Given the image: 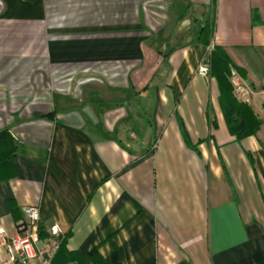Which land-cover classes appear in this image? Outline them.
Returning <instances> with one entry per match:
<instances>
[{
  "label": "crops",
  "instance_id": "0c3cea01",
  "mask_svg": "<svg viewBox=\"0 0 264 264\" xmlns=\"http://www.w3.org/2000/svg\"><path fill=\"white\" fill-rule=\"evenodd\" d=\"M208 19L255 136L197 74ZM263 130L264 0H0V224L37 207L50 264H264Z\"/></svg>",
  "mask_w": 264,
  "mask_h": 264
},
{
  "label": "built area",
  "instance_id": "2783aa9c",
  "mask_svg": "<svg viewBox=\"0 0 264 264\" xmlns=\"http://www.w3.org/2000/svg\"><path fill=\"white\" fill-rule=\"evenodd\" d=\"M208 62L206 55L198 65V75L208 76ZM230 83L234 99L244 102L247 89L234 70L230 72ZM22 214V219L17 223V232L12 236H9L0 224V251L6 255V259L0 257V264H50L60 247L62 235L59 228L57 225L50 226L47 229V240L42 244L39 237L37 207L25 206Z\"/></svg>",
  "mask_w": 264,
  "mask_h": 264
},
{
  "label": "trees",
  "instance_id": "16d2710c",
  "mask_svg": "<svg viewBox=\"0 0 264 264\" xmlns=\"http://www.w3.org/2000/svg\"><path fill=\"white\" fill-rule=\"evenodd\" d=\"M212 33L213 22L208 19L200 29L199 40L210 50V53H207L209 56V76L217 82L219 104L228 131L237 140L255 136L263 121L246 103L239 102L232 96V87L228 81L232 65L221 47L211 45ZM212 123L214 126L215 121L212 120ZM14 148L11 136L6 131H0V163L8 161V156L13 153Z\"/></svg>",
  "mask_w": 264,
  "mask_h": 264
},
{
  "label": "rangeland",
  "instance_id": "374dc122",
  "mask_svg": "<svg viewBox=\"0 0 264 264\" xmlns=\"http://www.w3.org/2000/svg\"><path fill=\"white\" fill-rule=\"evenodd\" d=\"M210 21H211V19H210ZM208 54L210 53V50H209V52H207ZM208 57V59H209V56H207ZM208 65H209V63H208ZM210 71V70H209ZM230 72H231V69H230ZM228 81H229V83H230V74H229V76H228ZM230 85H231V83H230ZM232 87V86H231ZM260 128H261V126H260ZM260 128H259V131H260ZM258 131V132H259ZM257 132V133H258ZM263 132H264V130H263Z\"/></svg>",
  "mask_w": 264,
  "mask_h": 264
}]
</instances>
